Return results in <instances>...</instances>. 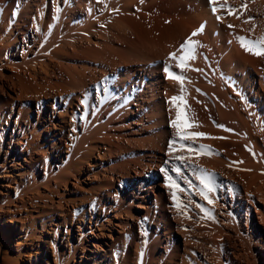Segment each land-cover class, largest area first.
<instances>
[{
  "label": "bare ground",
  "instance_id": "bare-ground-1",
  "mask_svg": "<svg viewBox=\"0 0 264 264\" xmlns=\"http://www.w3.org/2000/svg\"><path fill=\"white\" fill-rule=\"evenodd\" d=\"M240 37L264 0H0L2 264H264V55Z\"/></svg>",
  "mask_w": 264,
  "mask_h": 264
},
{
  "label": "snow or ice",
  "instance_id": "snow-or-ice-1",
  "mask_svg": "<svg viewBox=\"0 0 264 264\" xmlns=\"http://www.w3.org/2000/svg\"><path fill=\"white\" fill-rule=\"evenodd\" d=\"M211 2L213 4H215L216 0H211ZM246 6V5H245ZM218 9L216 7L212 8V11L215 13ZM229 14H234V12L236 10L232 9L231 7L228 8ZM219 19V17H218ZM246 23L248 21H245ZM229 27H233L232 25H229ZM203 32V27H201L200 29H198L197 31H194L191 36L180 46V49L178 50L181 54L177 55V53H171L170 54V59L176 60L177 61V67H180L181 69H183L186 66V62L190 59L193 58V56L195 55V49L197 46L199 45V41L193 40V37L198 36L200 33ZM241 46L245 48L246 51H249L251 54L253 55H264V37L259 38L257 40H248L246 37H240L239 38ZM168 72V77L170 79H175L176 81L180 82L181 84L183 83V77L179 76V75H175L173 72H171L169 70V68L165 69ZM172 100L178 101V100H182L181 97H173ZM181 118V113L178 112L177 113V121H179ZM177 121H173V127H176L178 130V134L180 135V138L182 140H187V139H192L194 138V136H204L205 134L203 133H195V134H189L187 132L184 131V127H193L196 125H185L184 127H182L179 123H177ZM173 144L175 143V141L172 142ZM189 151H193L192 149H189ZM201 183L205 186V188L208 189V191H211V187H210V180L209 179H205V178H201ZM205 199H207V195H205L204 197ZM210 203L212 202L211 200L209 201Z\"/></svg>",
  "mask_w": 264,
  "mask_h": 264
},
{
  "label": "rangeland",
  "instance_id": "rangeland-1",
  "mask_svg": "<svg viewBox=\"0 0 264 264\" xmlns=\"http://www.w3.org/2000/svg\"><path fill=\"white\" fill-rule=\"evenodd\" d=\"M34 109H36V104L34 106ZM119 170H120V168H118V171ZM119 172H121V170ZM132 174L135 176V173L134 172H132ZM152 178L155 179V193H158L159 194L160 193L161 185L164 183L163 178L160 179V178L156 177L154 173L152 174ZM120 180L126 182V185L127 186H129V184H131V177L129 178V177H126L125 175H123V177H120ZM137 180L139 182V184H138L139 187H142L143 195H146L147 192L150 190V186H151V181L152 180L147 176V173L145 175H141V177L138 178ZM117 186L120 189H121V187H124L125 188V186H121L120 187L119 184H117ZM150 196H151V198L154 199L155 198L154 192L151 191L150 192ZM143 219H144V221H143ZM143 219L141 220V224H139L142 230H141L140 233H138V235L144 238V235H145V232H146L145 231L146 228H150V223H149L150 221L148 222L147 219H145V218H143ZM153 228H154V226H153ZM139 230L140 229H138L137 231H139ZM142 231H143V235H141L142 234ZM146 233H148V231ZM228 250L231 251V252L233 251L230 244L228 246ZM0 264H2V254L0 256Z\"/></svg>",
  "mask_w": 264,
  "mask_h": 264
}]
</instances>
